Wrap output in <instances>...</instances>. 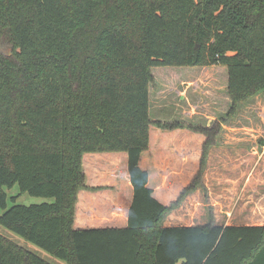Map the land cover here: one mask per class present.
I'll return each mask as SVG.
<instances>
[{
	"label": "trees",
	"instance_id": "16d2710c",
	"mask_svg": "<svg viewBox=\"0 0 264 264\" xmlns=\"http://www.w3.org/2000/svg\"><path fill=\"white\" fill-rule=\"evenodd\" d=\"M4 41L0 226L68 264H264V224L160 226L205 162L169 205L140 166L150 123H186L150 118L153 68H222L239 100L264 89V0H0ZM106 151L127 153L128 223L74 229L82 156ZM19 193L49 200L16 203ZM0 264L52 263L0 233Z\"/></svg>",
	"mask_w": 264,
	"mask_h": 264
},
{
	"label": "rangeland",
	"instance_id": "374dc122",
	"mask_svg": "<svg viewBox=\"0 0 264 264\" xmlns=\"http://www.w3.org/2000/svg\"><path fill=\"white\" fill-rule=\"evenodd\" d=\"M12 51L13 46L5 41L0 45L4 55ZM178 70L153 68L155 81L150 84L149 115L153 120L180 119L186 123L172 129L150 123L143 162H150L152 167L153 162H160L159 172L171 176L177 190L189 185L198 162H205L201 175L188 192V222L208 218L214 223H264V89L239 100L225 88L222 68H186L177 77ZM160 72H166L167 76L174 72L172 76L177 79L167 80L164 74H155ZM233 104L238 109L236 115L223 122ZM218 127L215 135H208L209 130ZM206 135L213 141L204 143ZM107 169L109 173L110 167ZM17 190V185L7 189L8 206ZM48 200L19 193L16 203ZM0 233L52 264L62 262L2 226Z\"/></svg>",
	"mask_w": 264,
	"mask_h": 264
},
{
	"label": "crops",
	"instance_id": "0c3cea01",
	"mask_svg": "<svg viewBox=\"0 0 264 264\" xmlns=\"http://www.w3.org/2000/svg\"><path fill=\"white\" fill-rule=\"evenodd\" d=\"M143 153L141 154L140 166L148 171V186L152 189L153 196L164 205L171 204L177 199L184 186L177 190L174 185L176 182L171 180V176L159 172L160 162H153V167L150 166V162H143ZM199 165L200 162H198L196 172ZM108 167H110L109 173ZM82 168L85 187L77 191L72 227L74 229H86L126 226L133 194L127 170V153L125 151L87 152L82 156ZM153 169L154 174L152 173ZM187 209L188 193L176 207L166 213L160 226L203 225L208 221L207 218V221L199 219L197 222H188ZM215 224L262 225L264 223L238 224L226 221ZM61 261L59 263L68 264L63 260Z\"/></svg>",
	"mask_w": 264,
	"mask_h": 264
}]
</instances>
